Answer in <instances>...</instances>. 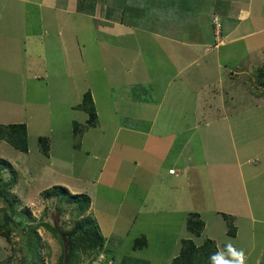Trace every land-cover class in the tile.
Segmentation results:
<instances>
[{
  "label": "rangeland",
  "instance_id": "rangeland-1",
  "mask_svg": "<svg viewBox=\"0 0 264 264\" xmlns=\"http://www.w3.org/2000/svg\"><path fill=\"white\" fill-rule=\"evenodd\" d=\"M95 1L85 0L83 10L95 8ZM148 1L121 0L120 7L116 1L113 7L103 6L96 18L88 12L70 15L72 20L58 9L74 13L77 0H0V123L28 126L27 153L0 139V157L19 174L12 189L21 201L18 213L30 208L27 228L38 230L44 264H60L67 247L47 224L62 230L71 223L69 209L44 198L43 191L56 184L92 197L89 213L106 238L97 258L77 250L80 264H121L125 258L171 264L184 238L198 245L212 238L220 250L231 243L244 252L245 264H264V85L258 80L264 65V0H246L251 15L245 27L223 36L222 44L215 46L214 37L210 45H202L192 55L193 63L191 54H180L175 61L171 50L155 47L146 33L158 27V18L164 23L156 32L174 34L170 20L182 14L184 2L167 11L159 0ZM187 4L201 9L199 0ZM221 7L215 12L225 33L235 27ZM136 10L145 14L132 18ZM105 11L110 16L120 11L131 28L139 21L147 26L142 32L143 27L135 28V35L109 33L102 23L94 24ZM213 16L204 8L202 27L197 29L194 22L190 30L214 35ZM231 17L248 18L238 11ZM59 22L66 28L61 34L51 29ZM86 91H91L97 111L90 125L79 105ZM160 101H165L164 113L150 130L151 118L143 122L133 114L154 111ZM223 115L226 119L216 124ZM129 125L148 129L141 134L127 130ZM160 126L171 130L161 133ZM49 136L51 158L39 142ZM63 139L72 146L81 144L71 149L65 163L59 161ZM0 174L4 179L13 176L10 169ZM4 206L0 201V208ZM194 211L205 221L201 235L187 229ZM223 213L234 216L237 236L229 234ZM23 231L15 229L10 239L0 235V259L19 263L27 253ZM141 235H147L148 246L134 249Z\"/></svg>",
  "mask_w": 264,
  "mask_h": 264
},
{
  "label": "trees",
  "instance_id": "trees-1",
  "mask_svg": "<svg viewBox=\"0 0 264 264\" xmlns=\"http://www.w3.org/2000/svg\"><path fill=\"white\" fill-rule=\"evenodd\" d=\"M85 0H79L76 7L80 12L86 6ZM87 12L93 13L94 7ZM229 9V8H228ZM227 9V10H228ZM258 80L264 85V65L259 67ZM84 109L89 118L88 124L94 123L97 119V111L91 91H86L83 95V102L79 104ZM94 125V124H93ZM79 125L75 122V132ZM0 139L7 141L13 147L21 152L29 151L28 126L26 123H0ZM39 142L43 152L47 155L50 150V140L47 137H39ZM10 169L8 179H4L0 174V201L5 203L0 208V235L10 239L11 233L15 229H24L21 233L27 253L18 264H44L43 257L40 252V236L38 230L33 225L27 228V222L30 221L32 212L29 207H23L18 213L21 201L19 197L12 193V189L18 184L19 174L14 165L7 159L0 157V171ZM18 175V178H17ZM45 199H52L56 206L64 210L69 209L71 223L67 228L59 230L56 226L47 224L49 230L52 231L61 240L66 243V253L60 261V264H80L81 260L77 250L81 249L87 252L89 256L97 258L106 246V238L102 234V230L95 216L89 213L92 206V197L84 192H72L67 186L53 185L43 191ZM228 220L229 234L237 235V228L234 225V216L223 213ZM66 223V221H65ZM40 224V223H39ZM205 228V221L201 214L197 211L190 212L187 218V229L195 234L201 235ZM148 246L147 235H141L134 240V249H142ZM217 242L212 238H207L201 245H198L191 238L182 239L179 254L172 259L171 264H212L211 257L219 251ZM226 251V247L224 248ZM11 259V258H10ZM10 259L1 258L0 264H9ZM121 264H150L144 259L125 258Z\"/></svg>",
  "mask_w": 264,
  "mask_h": 264
},
{
  "label": "crops",
  "instance_id": "crops-1",
  "mask_svg": "<svg viewBox=\"0 0 264 264\" xmlns=\"http://www.w3.org/2000/svg\"><path fill=\"white\" fill-rule=\"evenodd\" d=\"M106 1H108V0H97V1L93 2V4L95 5V10H93L94 11L93 14H89V15L87 14L88 13L87 11H83V12L81 11L80 12L76 8L78 6V3H77L78 0L75 3V7H74L75 12L74 13H71L72 11L66 12L65 8H63V9L59 8L58 11L60 10L62 12H65V14H66L65 17H67L68 19L71 18L73 20V18L70 15L87 14L88 17L96 18L97 13H99V10L103 6H104V8H106L108 6L113 7V6H115L116 1L119 2L117 7L121 6V0H110L109 2H106ZM144 1L146 4H149L148 0H144ZM181 1L184 2V7L180 10L182 14L180 16L174 17L173 19L170 20L171 32L176 30V32L174 34H172V35L170 34V36H169V33L163 34L162 31L157 33L156 31L160 30L163 27L162 24L164 23L163 19H158V18H157V20L159 21L158 27L156 29L154 28L153 30H147V32H146V33H149L150 36L153 37V40H154L153 44L155 47H162L163 46L165 48V50H167L168 52L171 50V53H174V54H170V55H173V58L175 59V61L181 59V56H179L180 54H183V55L191 54V56H188V57H189V61H191L190 63H193L195 61V58H192L193 57L192 55H196V54L198 55V53L200 51V47L202 45H210L209 42L214 40V35L210 34L209 32H200L197 30V32H199L201 34L194 35L195 33L190 30L191 26L194 25L193 24L194 22L197 23L196 24L197 29L202 27L199 24L201 22L199 15L204 8H207L208 13H210V12L212 13L213 11L215 12L217 10L218 4L222 5L221 9H225V6H227L226 3L230 1L228 4V6H230L229 9L228 10L225 9L223 14L225 15L227 23L234 25L235 28H233L229 31H227V28H225V30L227 32H225V33L223 32V34H225L226 37H228L227 35L231 34L232 32H234L233 35L238 34V31L236 30V28L237 27H243L244 22L248 21L249 20L248 16L251 15L250 1L248 3L246 0H243V3L239 6L236 5L231 0H229V1L217 0V2L213 3L212 5H207L205 0H199V6L201 7V9H196V8L190 9L188 7L187 0H159V2H161L160 5L163 6L164 9L167 11H173L174 9H176L179 6V2H181ZM134 8H136V7H134ZM237 11H238V13H244L248 18L243 19V21L240 22V21L234 19L233 17H231V16H236ZM104 13H105V16L104 15L99 16V19H96L94 21V24H97L98 22L102 23L103 26L101 29L107 30L109 33H112V34L135 35V34H137L135 31V28L143 27V28L139 29V32H142L141 30L144 29V26H147V25H142V22L139 21V24H136V26L134 28H131L125 24V18L121 17L120 11L118 13L116 12L115 16H114V14H112L110 16L108 11H105ZM139 14H143V12L140 10H136L135 16H133L132 18L138 17ZM55 15L56 14L50 15L49 17H51V16L56 17ZM107 16H109V17H107ZM69 23L72 27V31H74L75 25L72 23V21L71 22L69 21ZM54 24L51 25V29H52V27L56 29V31L54 33L61 34L62 32H65L66 28L60 22L58 24H56V26ZM242 24H243V26H242ZM45 28H47V27H45ZM167 28L168 27H166V30L169 32V28L168 29ZM97 30L99 31L100 29L97 28ZM76 41H77V38L72 39L71 50L73 49ZM58 46H60V45L58 44ZM181 47H187L191 53L187 50H181L180 49ZM207 48H208V46H207ZM189 64L185 65V67L183 69H187ZM164 96H166V94ZM164 106H165V101H160V103H158V106H157V108H155L154 111L148 112V110H147V111L140 112V113L133 114V115H137L138 120L143 121V122H148L147 119L151 118L152 119V123H151L152 127L150 128V130H151L153 128V124L156 126V123H154V122L157 120L158 116L161 117V114L164 113L163 112ZM121 109H122V107H121ZM202 116H204V112H202ZM226 117L227 116H224V115L221 116L219 119H217L216 124L220 125V121L225 120ZM204 120H206V118H204ZM200 123H201V121H200ZM124 127H126V126H124ZM126 129L131 130V131L134 130L136 132L143 134L148 129V125H142V126H136V127L129 125L126 127ZM159 129H160L161 133H165V132H168L171 130L168 127H162V126H160ZM49 140H50V142H49L50 143V151L48 154V158H51L52 136H49ZM80 146H81V144H75L74 146H72L70 143H68V140L64 141V139H63L62 152L60 154L59 161L65 163V160H66L68 154L70 153L71 149H74V148L80 147ZM58 172H62V170H58ZM92 205H93V202H92Z\"/></svg>",
  "mask_w": 264,
  "mask_h": 264
},
{
  "label": "clouds",
  "instance_id": "clouds-1",
  "mask_svg": "<svg viewBox=\"0 0 264 264\" xmlns=\"http://www.w3.org/2000/svg\"><path fill=\"white\" fill-rule=\"evenodd\" d=\"M212 14L214 15L212 18L213 32H214L215 41H217L215 46H217L219 44H222L220 42L222 40H220V39H225L222 37L223 36L226 37V36H225V34H223V27L220 23L221 22L220 17L218 15H216V12H214V11L212 12ZM242 20L238 19V21H242ZM215 27H216V31H215ZM216 34H218V35H216ZM223 44H225V43H223ZM209 49H210V47H209ZM211 261H212V264H245L246 257H245V254L242 250H237L235 247H233V245L231 243H229L226 245V251L225 250H219L217 253H215L211 257Z\"/></svg>",
  "mask_w": 264,
  "mask_h": 264
}]
</instances>
